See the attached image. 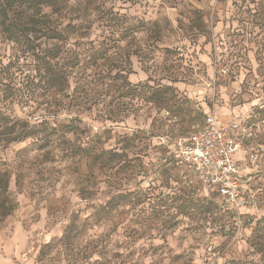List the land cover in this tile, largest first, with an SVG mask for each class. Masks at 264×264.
I'll use <instances>...</instances> for the list:
<instances>
[{
  "label": "rangeland",
  "instance_id": "1",
  "mask_svg": "<svg viewBox=\"0 0 264 264\" xmlns=\"http://www.w3.org/2000/svg\"><path fill=\"white\" fill-rule=\"evenodd\" d=\"M56 3L65 41L16 44L0 0V114L36 133L0 137V264H264V0ZM208 117L235 122L237 220L168 155Z\"/></svg>",
  "mask_w": 264,
  "mask_h": 264
},
{
  "label": "built area",
  "instance_id": "2",
  "mask_svg": "<svg viewBox=\"0 0 264 264\" xmlns=\"http://www.w3.org/2000/svg\"><path fill=\"white\" fill-rule=\"evenodd\" d=\"M234 126L235 122L222 126L208 117L202 128L175 138L167 149L170 158L203 188L216 194L219 208L237 220L251 202L244 196L240 181V166L235 156L241 147L233 135Z\"/></svg>",
  "mask_w": 264,
  "mask_h": 264
},
{
  "label": "trees",
  "instance_id": "3",
  "mask_svg": "<svg viewBox=\"0 0 264 264\" xmlns=\"http://www.w3.org/2000/svg\"><path fill=\"white\" fill-rule=\"evenodd\" d=\"M30 6V9H32V14L27 15L25 20H17V21H9L8 20V13L12 11L16 6H19L20 3L23 2V0H3V10L1 12L4 22L2 25V33L6 37L7 40L16 43L21 44L25 43V38L27 37H34L37 40H42L43 38L46 40H52L56 41L57 43L62 44L65 40L63 38L64 29L58 28V25L51 24L48 20L47 14L44 12L43 9H48L50 7H53L54 5H57L56 0H28ZM8 21V23H5ZM67 28V27H65ZM34 50V48H33ZM48 53L51 59H55L58 57V54L60 52H56V54L52 52V50H44L43 52L40 51L38 53ZM44 71L49 76V80L51 82L53 78L57 81L59 79L58 73L52 72L49 67L45 68ZM166 99L165 101H168L169 95H165ZM11 121L4 115L0 114V137H3L6 134V130L9 129V133H15V136L12 140V142H22L27 139H33L36 135L35 128L33 126L28 125L26 122H18L15 121L13 124L9 125L7 127L8 123ZM15 126L17 127V131L15 130ZM198 131V130H197ZM194 133V132H193ZM170 161H172L177 166L181 167V165L170 158ZM244 176L240 174V181L243 187L244 196L249 199L247 196V189L243 185ZM5 192V191H4ZM210 194L215 198V206L216 208L223 214L227 215L229 218L233 217L231 214L227 211L221 210L218 206L219 200L216 196V194L210 192ZM5 200L4 198L0 199V215L1 216H7L9 215L11 210H6L4 208ZM247 215L244 213L242 215ZM235 222V221H234Z\"/></svg>",
  "mask_w": 264,
  "mask_h": 264
},
{
  "label": "crops",
  "instance_id": "4",
  "mask_svg": "<svg viewBox=\"0 0 264 264\" xmlns=\"http://www.w3.org/2000/svg\"><path fill=\"white\" fill-rule=\"evenodd\" d=\"M219 124V123H218ZM237 161H239L237 158H236Z\"/></svg>",
  "mask_w": 264,
  "mask_h": 264
}]
</instances>
